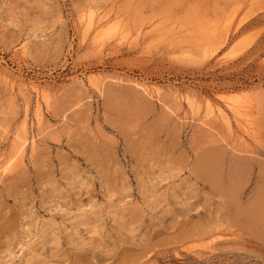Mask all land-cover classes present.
I'll return each instance as SVG.
<instances>
[{
  "label": "rangeland",
  "instance_id": "374dc122",
  "mask_svg": "<svg viewBox=\"0 0 264 264\" xmlns=\"http://www.w3.org/2000/svg\"><path fill=\"white\" fill-rule=\"evenodd\" d=\"M262 164L264 0H0V264H264Z\"/></svg>",
  "mask_w": 264,
  "mask_h": 264
},
{
  "label": "crops",
  "instance_id": "0c3cea01",
  "mask_svg": "<svg viewBox=\"0 0 264 264\" xmlns=\"http://www.w3.org/2000/svg\"><path fill=\"white\" fill-rule=\"evenodd\" d=\"M211 152H219L220 153V157H223V155H225V152L223 150H205L203 152V156H206L208 153ZM243 161V160H242ZM244 163H247L246 165V176L249 175V172L253 169L251 162L249 160H244ZM195 165V164H194ZM234 166V163L232 164ZM258 176L262 177L264 179V164H262L260 167H258ZM263 196L264 199V184L259 187L257 189V197H256V201L257 199H259L260 197ZM259 206V207H258ZM248 209V207H245V209L243 210L246 211ZM256 211V213H259L261 215V220L262 221H251L249 219H247L245 217V215H240V213L238 212L237 214H231V218L235 219L238 221L239 227L243 232V236L245 237L246 240L251 241V242H256V243H264V231L263 233H259L258 231L262 229V225H260L259 223L263 222L264 223V202L261 205H257V209L254 210ZM247 224V226L245 225ZM252 226H255L256 228H252Z\"/></svg>",
  "mask_w": 264,
  "mask_h": 264
},
{
  "label": "bare ground",
  "instance_id": "6f19581e",
  "mask_svg": "<svg viewBox=\"0 0 264 264\" xmlns=\"http://www.w3.org/2000/svg\"><path fill=\"white\" fill-rule=\"evenodd\" d=\"M215 161H216V160H215ZM205 164H206V163H201L198 169H199V172H203V174H201V176L204 177L205 180H206V179L208 180V179H211L212 177H211V176H207V175H206L207 172H206V174L204 173V170H206V169H205V168H206V165H205ZM211 180H213V179H211ZM215 180H216V178H215ZM214 182H216V181H213V183H214ZM211 184H212V183H211ZM212 185H213V184H212ZM215 185H216V184H215ZM215 185H214V186H215ZM214 186H213V187H214ZM214 188H216V187H214ZM229 189H231V188H229ZM228 192H229V191H228Z\"/></svg>",
  "mask_w": 264,
  "mask_h": 264
}]
</instances>
